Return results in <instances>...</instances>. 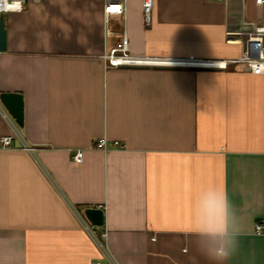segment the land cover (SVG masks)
<instances>
[{
	"label": "crops",
	"instance_id": "1",
	"mask_svg": "<svg viewBox=\"0 0 264 264\" xmlns=\"http://www.w3.org/2000/svg\"><path fill=\"white\" fill-rule=\"evenodd\" d=\"M107 1L125 13L108 15ZM4 15L0 94L23 95L24 125L0 116V264H214L190 230L210 186L240 225L225 264H264V74L246 64L264 60V3L156 0L150 26L143 0H43ZM124 36L133 55L229 64L109 66L102 55ZM102 138L107 152L94 148ZM87 208L104 210V226Z\"/></svg>",
	"mask_w": 264,
	"mask_h": 264
},
{
	"label": "built area",
	"instance_id": "2",
	"mask_svg": "<svg viewBox=\"0 0 264 264\" xmlns=\"http://www.w3.org/2000/svg\"><path fill=\"white\" fill-rule=\"evenodd\" d=\"M43 0H22V8L18 11H6L4 10L9 3V0H0V14H6L11 12H22L28 3H40ZM156 0H143V19L146 26L152 24V14L155 7ZM257 3L263 4L264 0H256ZM124 1H107L106 13L108 15H123L125 13ZM259 32H264V26L258 28ZM102 58L107 62L109 66L121 67V66H172V67H183V68H212V69H227L229 62L225 60H204L197 59L194 57L189 58H168V57H147L137 56L130 53L129 40L126 36L120 43L109 52L104 53ZM248 69L253 74H264V60L263 59H250L246 62ZM0 116L10 124L14 125V121L7 109L0 104ZM14 135L10 134L4 136L1 140L3 148H10L12 146V140ZM113 147L125 150L126 145L119 141H113ZM94 148L107 152L109 150V141L107 138H102L94 143ZM27 149L32 150L31 147ZM73 160L76 163H81L83 160V151L78 150ZM256 231L258 234L262 233L264 228V222L256 223ZM105 237V234H102ZM99 245L103 247L102 242L98 240ZM107 255V253H106ZM92 264H101L100 262H93Z\"/></svg>",
	"mask_w": 264,
	"mask_h": 264
},
{
	"label": "clouds",
	"instance_id": "3",
	"mask_svg": "<svg viewBox=\"0 0 264 264\" xmlns=\"http://www.w3.org/2000/svg\"><path fill=\"white\" fill-rule=\"evenodd\" d=\"M22 0H9L6 11H18ZM190 230L200 251L214 264H225L240 230L225 189L210 186L198 193L192 206Z\"/></svg>",
	"mask_w": 264,
	"mask_h": 264
},
{
	"label": "water",
	"instance_id": "4",
	"mask_svg": "<svg viewBox=\"0 0 264 264\" xmlns=\"http://www.w3.org/2000/svg\"><path fill=\"white\" fill-rule=\"evenodd\" d=\"M8 47V32L5 26V15L0 14V52ZM0 102L19 126L24 125V98L20 93H1ZM89 222L94 226H104L105 213L101 208H87L84 211Z\"/></svg>",
	"mask_w": 264,
	"mask_h": 264
}]
</instances>
